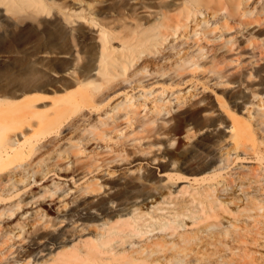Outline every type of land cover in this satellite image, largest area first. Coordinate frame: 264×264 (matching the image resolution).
<instances>
[{"label":"rangeland","instance_id":"obj_1","mask_svg":"<svg viewBox=\"0 0 264 264\" xmlns=\"http://www.w3.org/2000/svg\"><path fill=\"white\" fill-rule=\"evenodd\" d=\"M263 3L1 2L0 264H264Z\"/></svg>","mask_w":264,"mask_h":264},{"label":"bare ground","instance_id":"obj_2","mask_svg":"<svg viewBox=\"0 0 264 264\" xmlns=\"http://www.w3.org/2000/svg\"><path fill=\"white\" fill-rule=\"evenodd\" d=\"M23 1H25L26 3H28L29 1H33L36 4H39V1H41V0H23ZM1 2L5 5V7H6L5 10H9V11L13 10V6L15 4H17V0H0V3ZM41 8H42V6H40V7L38 6V8H36V10H42ZM263 8H264V3H263V6H262V9ZM8 57L10 58V55L9 54H7V53L4 54V53L0 52V59H8ZM253 57L256 58V54H253ZM262 58H264L263 57V52H260V57L259 58H256L255 61L257 62L258 60H260ZM100 61H101L102 64H104L105 61H106V55H105L104 52H102V56H101ZM253 94H255V93L253 92ZM4 102L6 103L8 101H1L0 100V105H2ZM32 102H33V100H27L26 102L23 103V106L24 105L31 106L32 105ZM19 105L21 106V104H19ZM19 105L13 104L14 107H17ZM262 113H264V112L262 111ZM0 123H1V120H0ZM236 136H237V134H235V138H236ZM234 141H235V144H237V138H236V140L234 139ZM208 150L212 151V153H213L214 148L212 146H208ZM37 252L40 253V250H38Z\"/></svg>","mask_w":264,"mask_h":264}]
</instances>
